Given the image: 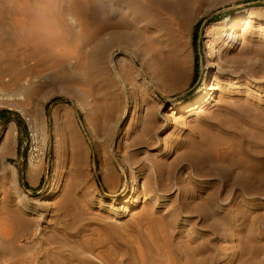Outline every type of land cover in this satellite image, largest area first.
<instances>
[{
  "label": "rangeland",
  "instance_id": "1",
  "mask_svg": "<svg viewBox=\"0 0 264 264\" xmlns=\"http://www.w3.org/2000/svg\"><path fill=\"white\" fill-rule=\"evenodd\" d=\"M0 93V264H264V0H0Z\"/></svg>",
  "mask_w": 264,
  "mask_h": 264
},
{
  "label": "bare ground",
  "instance_id": "2",
  "mask_svg": "<svg viewBox=\"0 0 264 264\" xmlns=\"http://www.w3.org/2000/svg\"><path fill=\"white\" fill-rule=\"evenodd\" d=\"M149 10L148 5L143 8V11L147 12ZM193 18L189 20V23L191 22ZM151 21L152 17H151ZM150 21V22H151ZM248 25L247 21L241 20L239 23H234L231 21L229 24L225 26L226 31L232 32L228 34V36L233 35L234 31L239 29L240 27H246ZM149 22H147V29H149ZM246 30V29H242ZM37 42V40H36ZM113 42V41H112ZM38 43V42H37ZM97 44L99 46V41L97 39ZM100 50H102V46L97 47V53L100 54ZM119 49H114L115 55L120 53ZM210 64L208 65V71L206 72L205 75V82L203 86L200 89L199 95L194 98L193 100L189 101L188 103L184 105H178L173 108H171V116H180L182 114H187L188 117L193 116L197 113V110L199 107H205V106H215L214 98H215V93L218 91L217 86L211 85V79L213 78V75L211 73V70L213 69L214 63L213 60L210 58L209 59ZM151 70H154V67L151 68ZM219 92V91H218ZM14 97L10 95H6L3 93H0V108L5 107L11 111H19L23 116L25 117L27 127L29 130V135L31 138L32 142V147H31V153L29 155V160L27 163V170H26V178L27 181L30 184H33L35 179H37L40 170H41V160L38 156L39 152V147L42 146L45 135H44V128H43V123H41L40 120V109L37 106L34 110L31 112L24 111L23 109L17 107L15 102ZM45 100V97L41 99L39 104ZM58 113V108L54 111L53 115L56 116ZM15 126L13 123H9L4 127L2 133H1V142L3 144V156L8 157L11 152L13 140L15 138ZM65 155H67L69 166L76 168V169H81L82 167L85 166V161H84V149L83 146L77 141L76 143L71 141L70 145L64 150L63 152ZM12 170H15L10 164H7ZM105 169V168H104ZM104 169H101V172L103 176L105 177L106 174L108 175L107 171ZM132 186L130 187L131 192ZM131 198L127 199V196H124L123 198L120 199H109L110 205H132L135 203L137 200H130ZM107 200V199H105ZM132 204H131V203Z\"/></svg>",
  "mask_w": 264,
  "mask_h": 264
},
{
  "label": "crops",
  "instance_id": "3",
  "mask_svg": "<svg viewBox=\"0 0 264 264\" xmlns=\"http://www.w3.org/2000/svg\"><path fill=\"white\" fill-rule=\"evenodd\" d=\"M4 117L7 118L8 117V114H5Z\"/></svg>",
  "mask_w": 264,
  "mask_h": 264
},
{
  "label": "trees",
  "instance_id": "4",
  "mask_svg": "<svg viewBox=\"0 0 264 264\" xmlns=\"http://www.w3.org/2000/svg\"><path fill=\"white\" fill-rule=\"evenodd\" d=\"M55 100H53L52 102H54Z\"/></svg>",
  "mask_w": 264,
  "mask_h": 264
}]
</instances>
